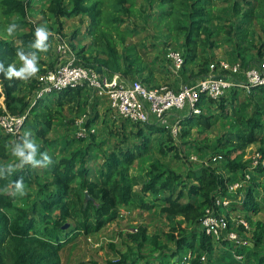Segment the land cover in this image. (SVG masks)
<instances>
[{
	"label": "trees",
	"instance_id": "trees-1",
	"mask_svg": "<svg viewBox=\"0 0 264 264\" xmlns=\"http://www.w3.org/2000/svg\"><path fill=\"white\" fill-rule=\"evenodd\" d=\"M41 1L45 3L47 13L58 21L60 35H62L63 29L62 19H72L83 15L89 19L90 24L86 33L92 38L93 45L100 50L95 53V56L87 55L86 47L77 50L75 45L69 43L78 58L77 64L93 67L99 72L104 71L109 75L120 74L131 80H139L134 78L141 77L144 82L140 81L146 83L147 87H154L152 71L144 78L148 67L141 56L120 50V46H125L129 38L140 33L139 26L129 24L134 14L138 13L148 22L149 17L153 15L152 13L148 14L149 8L142 5L140 9H136L135 0ZM141 1L149 3L151 8L154 7L152 6L153 2L156 1L167 7L162 8L156 16L160 23L165 24L168 31L174 30L178 36L184 39L180 43L183 50L184 68L188 64L195 63L201 52L206 56L205 64L209 63L207 51L219 47L215 36L216 31L210 24L214 0ZM224 1H232L227 10H222V12L231 15L232 19L226 29L221 26L218 30L229 36L230 41L235 42L237 47L245 45L247 42L250 37V26L254 21L259 23L264 34V0ZM32 3L33 0H0V17L19 15L23 24L31 27L29 32L19 36V43H14L6 38L0 25V63H3L5 68L9 65H14L17 68L18 51L41 54L39 50L31 47L36 39L35 28L26 21L28 9ZM72 39H78L77 33L72 35ZM257 49L260 58L256 63L253 62L255 65L264 59V42ZM242 60L244 64H241L244 67L251 66V63L248 64L249 62L245 59ZM55 65L56 63L53 62L50 69L54 70ZM47 71L49 70L47 69ZM200 73L205 74L207 70L202 69ZM202 77L192 80L190 83L198 81ZM183 83H186L185 80ZM26 87L27 91H25ZM177 87L174 89L175 91H178L180 86ZM38 89L39 83L35 78H30L28 81L16 78L8 80L3 74H0V101L3 98V103L0 102V116L4 114L18 116L28 113L24 130L30 123L31 115H36L37 120L28 126L31 136L27 138L34 137L42 140L41 144H36V159L40 161V164L37 166L23 164L21 168H17L15 165L6 164L7 160L16 158L13 155V150L9 149L14 144L11 141L13 137L4 130L6 134H0V264H63L62 252L68 245L80 236L88 238L94 233L100 232L106 225L115 222L122 210H132L138 180L131 176L130 169L138 158L149 154L155 140L154 137L166 136L169 141L175 140L167 127L159 124L132 123L120 119L123 123L111 131V135L116 138L121 137L127 128L125 122H128L139 127L136 134L131 132L136 138V143L131 146L128 144V140L117 142L114 149L104 155L103 163L98 167L97 174L89 165V160L92 157L91 146H88L86 150L80 149L71 157L50 162L45 160L42 154H46V148L55 146V141L47 137L48 133L52 131L54 118L50 115L46 117L45 113L39 112L40 108L48 109L47 105H43L44 98L30 107V102L33 104ZM253 89L249 93H246L247 91L244 89L241 90L246 91L245 93L250 96L261 91L264 96V86ZM84 90L88 89L83 87L70 89L45 98L58 97L57 106H64L68 105L65 103L80 102ZM237 90L232 89L234 99L238 96L239 91ZM28 92L30 96H28ZM262 99L264 101V97L260 100ZM207 102L204 99L200 107L202 109L206 105L209 107L210 104H206ZM209 102L213 104L216 101L209 100ZM225 106L226 104L221 102L222 115L227 112ZM259 110L262 108L257 106L253 117L245 122L242 121L243 131L228 133L224 141L220 139L214 146L207 144L198 146L200 151L205 149L216 151L217 153L213 155L218 160L214 163L223 162L225 170L213 166L214 164H205L198 168L190 167L186 175H182L177 174L172 168L159 161L151 166L149 180L143 185L142 191L145 194L150 192L157 195V199L165 203L161 209V215L171 227L167 236L176 246L172 252L173 257H180L184 251H189L197 255L193 264H199L202 255H206L208 259L217 250V245L226 243L227 245L231 244L236 250L233 254L234 258L237 253L243 255L244 261H246L245 255L248 253V256L255 258L254 264H264V251L258 250L264 244V223L261 221L254 222L256 227L252 231L251 239L253 241L249 240L250 245H239V247L228 240L222 239L216 242L213 236L208 235L201 226L207 210H211L217 215L223 214L217 205V199L228 198L229 184L244 179V172L248 170L250 163L243 161L241 155L252 144L259 143L261 147L257 152L264 160V122L261 116L262 112ZM213 117L203 111L200 115H188L180 122L182 130L183 126L191 127L195 122L201 125L205 131L211 130L215 125ZM183 132L186 135L187 130H183ZM23 139L24 137H21L17 142L22 144ZM69 145L65 143L64 147ZM165 149L170 152L177 148L170 146L166 148L162 144V154H166ZM40 167L43 174L50 179L37 182L39 176L34 178L33 171ZM250 174L251 180L255 176H264V167L260 166ZM21 179H23L25 187H31L37 182L38 196L26 208L15 204L17 197L11 192L16 189V182ZM161 191L165 193L163 197L159 196ZM87 196H89V200H87ZM231 197L233 198V196ZM261 201L258 199L256 187L249 185L245 197L237 196L233 201L236 204L232 202L227 210L231 217L229 230L235 231L243 239L248 240L244 233L252 230V217H256L263 211ZM86 203L87 206H85ZM144 208L151 209L150 206H144ZM239 208L244 215L249 217L248 221H244L249 224L250 229L239 225V219L232 220L235 219L232 217V212L237 213ZM234 223L238 225V229ZM129 237L137 243L141 250L147 241V229L141 227L137 234L129 235ZM153 244L158 246L156 241H153ZM110 247L113 249L114 246L110 245ZM224 249L226 248L224 247ZM132 253L135 255V252L132 251ZM142 259L146 261L145 264H154L146 256H142ZM238 262L243 263L242 261ZM79 264L138 263L127 253L122 254L118 260L106 263L90 260Z\"/></svg>",
	"mask_w": 264,
	"mask_h": 264
},
{
	"label": "rangeland",
	"instance_id": "rangeland-1",
	"mask_svg": "<svg viewBox=\"0 0 264 264\" xmlns=\"http://www.w3.org/2000/svg\"><path fill=\"white\" fill-rule=\"evenodd\" d=\"M136 9H140L142 5L146 6L150 10H147L148 14H153L146 22L143 16L135 13L130 21V25H136L141 28L140 33L135 37L129 38L125 46L121 45L120 50H125L129 54L139 55L143 59L144 63L148 67V71L145 72L144 78H146L150 71L153 76V86H170L173 89H177V86L181 84L190 83L192 80L199 77L206 76L211 70L212 64H220L221 61L228 62L230 64L242 63L245 59L251 66H256L253 62H257L260 58L257 47L264 42V34L257 21H254L250 26V37L245 45L237 47L235 42H231L229 36L224 32H219L218 28L226 26L232 19L231 15L222 12L227 10L232 2H225L224 0H214L213 2V16L210 24L216 31V40L219 47L207 51L209 56V63L204 62L206 57L203 52L200 53L198 60L195 63H191L183 67L179 73L173 71V64L169 58L171 51L180 52L183 54V50L180 47V43L184 41L181 36L174 30L168 31L165 24L159 22L157 13L162 8H167L158 3L153 2V8L149 7V3L141 0H135ZM26 21L32 24L33 28L43 26L51 35L47 41L49 45L46 52H41L38 55V67L39 72L34 77L38 83L39 79L46 73L47 69H50L51 64H58V58L56 53L57 34H60L58 21L46 11V5L41 0H33L32 5L28 9V15ZM63 29L61 34L71 44L76 46L77 50L86 47L87 55H94L100 49L93 45V40L87 35V29L90 21L86 16H80L72 19H62ZM17 24L18 27L12 35L6 32V28L10 24ZM0 25L2 26L3 33L6 38L12 40L14 43H19V36L23 33H27L30 30V26L24 25L22 18L19 15H10L6 17H0ZM77 33L78 39H72V35ZM4 35V36H5ZM236 41V39H234ZM257 46V47H254ZM248 50L246 51V49ZM238 55L240 56L238 58ZM17 69L22 66V62L18 59L16 62ZM246 69V67H244ZM202 69L207 70V73H200ZM45 71V72H44ZM227 77L231 76L226 72ZM236 80H241L238 76H235ZM134 79L143 80L141 77H135ZM185 80L186 83H183ZM146 84V83H145ZM251 90H254L253 88ZM27 91V87L26 90ZM237 91L238 96L234 99L232 90L228 91L224 97L217 100L215 103L207 102L202 109L203 113L209 116H214L215 125L211 130L205 131L201 125L195 122L191 127L183 126V130H187L186 135L182 130L180 136L172 141H169L166 136H156L152 144L151 151L146 156L138 158L130 169L131 176L138 180V186L135 188L134 194V206L131 211L122 210L118 219L106 225L100 232L94 233L90 237L80 236L73 243L67 246L62 252L63 264H79L81 262H87L90 260L99 261L100 263H106L108 261L118 260L122 254H130L131 258L136 260L138 264H145L146 261L142 259V256H146L147 259L154 264H180L181 260H184V256L189 251H184L180 257H173L176 246L175 243L168 239L167 234L171 231L169 222L161 215V209L165 206V203L157 199V195L150 192L147 194L142 191L143 185L149 180V172L151 166L156 162H162L172 168L177 174L186 175L187 170L192 168H198L205 164H214L213 166L220 167L221 170H225L224 163H214L213 150L205 149L203 151L198 150V146H214L217 142L223 139L230 132L243 131L242 121L245 122L253 117L257 106H260L261 113L264 122V101L261 91H257L253 96L247 95L246 91H242L239 88ZM246 92V93H245ZM28 96L29 92H28ZM43 105H47L48 109L40 108L39 112L45 113L46 117L53 116V128L48 133L47 137L50 140L55 141V146L52 148H46V154L49 157L50 162H57L62 158L71 157L73 153L78 152L80 149L86 150L88 146H91V160L89 165L93 168L94 172L98 173V167L103 163V158L106 153L114 149L117 142L121 140H128V144L133 146L136 143V138L131 134L137 133L139 127L126 123L125 133L121 134V137L116 138L111 135V131H114L117 127L123 123L117 116L111 111L109 102L106 98L98 96L91 90H84L83 96L80 102L65 103L68 105L57 106L58 97L44 98ZM33 100V98H32ZM42 100V99H41ZM3 103V98L1 99ZM221 102L226 104V117L222 115L220 108ZM34 106L30 102V107ZM187 114V110L179 112L175 117V120H182L183 115ZM32 114L30 117V123H34L37 118ZM98 117V119H96ZM175 120H173L175 122ZM82 121V125L79 123ZM29 123V124H30ZM27 127L22 130L21 137L27 132L31 133V130ZM85 129V136L78 137L80 129ZM30 130V131H29ZM122 131V130H121ZM0 134H6L0 129ZM183 134V135H182ZM31 136V135H30ZM35 144H41L42 140L31 137ZM157 140V141H156ZM14 144L9 147L13 150V146L17 142V139H11ZM193 143L190 145L189 143ZM68 143L69 146L64 147V144ZM21 144V143H20ZM23 144V143H22ZM21 144V145H22ZM166 148L176 147L175 151H168L165 149L166 154L161 153V145ZM261 145L259 143L252 144L244 154H242L243 161L251 162L252 157L258 153ZM235 157V156H234ZM195 158V159H193ZM7 165H15L17 168H21L19 159L12 158L6 161ZM34 172V178H37V182H44L50 179L42 172V168H37ZM238 178H240L238 176ZM37 182L31 187H25L23 192L17 188L10 190L17 200L15 204L19 207L26 208L30 205L33 199L38 196ZM255 186L258 193V199L262 200L263 211H261L256 217H252L253 225L251 231L244 233V236L251 241L252 231L255 230L256 221L264 223V176H255L249 182L244 184V188L236 193L232 201L237 196L245 197L246 189L248 186ZM259 189V190H257ZM255 191V190H254ZM165 193L161 191L160 197H163ZM234 203V202H233ZM236 204V203H234ZM144 206H150L151 209H146ZM232 217L235 220H247L248 216L242 213L239 208L236 212H232ZM255 218V219H254ZM182 220V219H180ZM233 222V221H231ZM236 229L238 225L235 224ZM141 227L147 229V241L143 248L139 250L137 243L132 240L129 235L137 234ZM153 241L158 243V246L153 244ZM113 245V249L110 247ZM231 244H219L217 250L206 257L204 264H254L255 258L248 256L246 253V261L240 263L238 259H235L233 254L236 251ZM224 247L226 249H224ZM230 248V249H229ZM259 251H264V244H262ZM135 252V255H133ZM227 252V253H226ZM248 252V251H247ZM226 253V254H225ZM238 255V254H237Z\"/></svg>",
	"mask_w": 264,
	"mask_h": 264
},
{
	"label": "built area",
	"instance_id": "built-area-1",
	"mask_svg": "<svg viewBox=\"0 0 264 264\" xmlns=\"http://www.w3.org/2000/svg\"><path fill=\"white\" fill-rule=\"evenodd\" d=\"M56 38L58 64L54 70L47 71L39 79V89L33 104L49 95L83 87L106 98L111 111L118 119L138 124H159L167 127L174 139H177L182 132L181 120H175L179 112L187 110L183 118L188 115H200L202 113L200 104L204 99L217 101L232 89L241 88L249 93L254 87L264 86L263 59L258 65L249 66L246 69L241 63L230 64L221 61L219 65L212 64L208 75L190 84H181L178 91L170 86L147 87L140 80H131L120 74L109 75L93 67L77 64L78 58L69 42L60 34H57ZM169 58L173 64V71L176 74L179 73L184 65L183 55L180 52L171 51ZM226 72L229 73L230 78L227 77ZM235 76L243 78L242 81L236 80ZM27 116L28 113L18 116L1 115L0 129L20 140ZM79 125H82V121ZM80 130L78 137L85 136V129ZM217 160L213 158L214 162ZM260 166L264 167V160L258 152L252 157L248 170L244 172V179L229 184L228 196L232 198L231 196L242 190L244 184L251 180L250 172H254ZM229 197L217 199V205L223 214L217 215L207 210L201 226L208 235L213 236L216 242L223 239L238 247L239 245L249 246L248 240L243 239L235 231L229 230L231 217L227 210L233 202ZM232 220L235 221V219ZM238 224L243 225L245 229H250L249 224L244 220L238 221ZM235 257L244 261L243 255L238 257L235 254ZM196 259L197 255L189 252L180 264H193ZM205 261L206 255H202L199 264H204Z\"/></svg>",
	"mask_w": 264,
	"mask_h": 264
},
{
	"label": "clouds",
	"instance_id": "clouds-1",
	"mask_svg": "<svg viewBox=\"0 0 264 264\" xmlns=\"http://www.w3.org/2000/svg\"><path fill=\"white\" fill-rule=\"evenodd\" d=\"M18 25L13 23L7 26L6 32L9 35H12L17 29ZM51 33L43 26H39L35 30V43L31 45L32 48L39 50L40 52H46L48 50L49 45L47 41ZM17 56L19 60L22 62V66L17 69L14 65H9L7 68L4 67L3 63H0V74L8 79L12 80L13 78L28 81L30 78H34L37 76L39 72L38 67V55L36 52H28L18 51ZM31 133L27 132L24 134L23 144L16 143L13 146V155L17 157L20 161V164H32L33 166H37L40 164V161L36 159L37 154V145L33 140H29L27 137L30 136ZM45 160H48L49 157L46 154H42ZM16 188L23 192L24 183L23 179L16 182Z\"/></svg>",
	"mask_w": 264,
	"mask_h": 264
},
{
	"label": "water",
	"instance_id": "water-1",
	"mask_svg": "<svg viewBox=\"0 0 264 264\" xmlns=\"http://www.w3.org/2000/svg\"><path fill=\"white\" fill-rule=\"evenodd\" d=\"M90 198H89V196H87V200H89ZM85 206H87V203L85 204Z\"/></svg>",
	"mask_w": 264,
	"mask_h": 264
},
{
	"label": "bare ground",
	"instance_id": "bare-ground-1",
	"mask_svg": "<svg viewBox=\"0 0 264 264\" xmlns=\"http://www.w3.org/2000/svg\"><path fill=\"white\" fill-rule=\"evenodd\" d=\"M236 255H237V253H236ZM237 256L240 257V256H242V255H241V254H238Z\"/></svg>",
	"mask_w": 264,
	"mask_h": 264
}]
</instances>
